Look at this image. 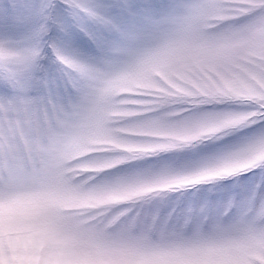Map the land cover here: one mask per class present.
Here are the masks:
<instances>
[{"label":"snow or ice","instance_id":"1","mask_svg":"<svg viewBox=\"0 0 264 264\" xmlns=\"http://www.w3.org/2000/svg\"><path fill=\"white\" fill-rule=\"evenodd\" d=\"M0 264H264V0H0Z\"/></svg>","mask_w":264,"mask_h":264}]
</instances>
